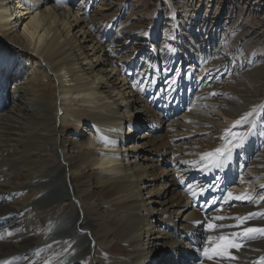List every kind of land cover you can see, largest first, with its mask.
<instances>
[{
	"label": "bare ground",
	"instance_id": "1",
	"mask_svg": "<svg viewBox=\"0 0 264 264\" xmlns=\"http://www.w3.org/2000/svg\"><path fill=\"white\" fill-rule=\"evenodd\" d=\"M232 1L179 0L182 11L178 13L167 1L170 16L163 22L165 32L161 28L160 48L166 52L164 46L173 37L174 43L184 44L171 54L172 62L181 58L182 67H187L196 64L198 56L219 51L208 67L227 64L220 53L222 34L240 57L237 75L232 72L212 89H197L196 80H181L177 102L169 104L168 72L164 65L158 68L159 55L150 41L160 27L159 11L147 26L144 44L137 45V38L117 42L123 40L125 29L120 16L106 9L108 14L101 17V6L92 0L84 1L82 8L75 7L73 0H62L63 6L56 0H0V235L8 230L14 233L0 240V260L30 254L53 240H70L72 249L52 264L61 260L63 264H153L146 256L153 258L159 247L164 250L159 264H198L196 249L207 233L203 224L194 222L203 221L204 212L177 177L182 174L195 186L210 183L212 176L186 165L179 166L181 172L172 158L179 153V159L198 160V154L219 145L226 126L264 104V64L248 70L256 65L252 57L264 60L252 49L264 46V1L244 0L256 12V37L249 33L254 30L250 26L244 36L232 34L236 21L243 19L236 13L240 0ZM123 2L109 0L108 4L123 10ZM176 17L182 21L176 22ZM232 19L234 24H229ZM204 26L220 34L215 36L219 44L204 36ZM127 29L130 33L137 27ZM247 46L253 55L243 61L250 55ZM128 62L143 72L145 91L132 88L139 76L124 67ZM255 70L259 71L255 86L247 85L256 77ZM150 79L156 83H149ZM189 87L193 92L186 91ZM212 90L225 95L196 100ZM189 100L196 106L191 112L182 111ZM137 120L148 127L131 141L126 133L133 130L128 125L135 122L136 127ZM188 120L193 123H185ZM154 132L158 135H151ZM98 136L114 144L106 146ZM260 157H264V137L253 135L228 169L229 179L235 181L230 190L239 193L249 186L239 183V166L245 165L243 178L261 191L264 159ZM218 195L205 194L207 198ZM233 203L237 207L228 214L260 208ZM253 246L264 249L261 242ZM63 247L54 244L42 256L54 255ZM261 254L264 251L248 256Z\"/></svg>",
	"mask_w": 264,
	"mask_h": 264
},
{
	"label": "snow or ice",
	"instance_id": "2",
	"mask_svg": "<svg viewBox=\"0 0 264 264\" xmlns=\"http://www.w3.org/2000/svg\"><path fill=\"white\" fill-rule=\"evenodd\" d=\"M56 3L63 6L62 0H56ZM177 27L179 25L174 26L173 31ZM144 35L147 36L148 33L145 32ZM174 39L175 37L164 46L165 51L172 55H175L178 51V48L174 45ZM217 56H219V51L215 54L198 56L196 64H189L187 67L165 68L166 73H172L166 81L167 89L165 90L166 94H171L169 95V104L177 102V96L182 87L180 85L181 80H196L197 89H212L215 82L231 75L234 69L230 68L228 64L208 67ZM237 59L238 57L233 56L229 59V63H235ZM149 67L151 68L152 65L150 64ZM198 69H202V71L198 72ZM148 82L155 84L156 80L150 79ZM132 88L145 91L142 81L133 80ZM186 90L193 92L190 87ZM224 95V93L212 90L208 92L207 96H197L196 100ZM194 106H196V102L189 100L181 110L191 112ZM221 107H224V105H221ZM212 111L215 112V108ZM185 123H193V121L188 120ZM258 126L259 131L257 130ZM128 127L134 131L135 122L129 124ZM205 127H211V125H205ZM200 135L204 137L207 136V133H200ZM253 135L264 137V104L254 106L250 111L239 115L230 125L226 126L218 137L219 145L211 151L198 154V160L186 161L179 159V153L172 158L173 165L178 169L180 165H186L203 175L212 176L210 183L195 186L186 182L182 174L177 177L181 185H184L186 190L196 198L199 209L204 212V220L194 222L203 224L204 231L207 233L202 245H199L196 249L200 254L198 264H205V262H210V264H264V254L254 258L248 256V253L264 251L260 247L253 246L256 242L264 243V223H253L254 221H264V183L259 184L261 191L257 192L252 187L251 182L243 178L245 165H240L239 183L248 184L249 186L239 193H234L230 188L235 186V181H231L228 177V169L234 158L245 150ZM178 139L187 140L188 138L178 137ZM98 142H102L106 146L114 144V141H108L102 136H98ZM193 147H198V145H193ZM184 154L189 155V153ZM260 158L264 159V157ZM261 167H264V165H261ZM179 170L183 171V169ZM208 192H217L219 195L207 198L205 194ZM200 198L204 199L201 200ZM233 202H239L240 206L251 204L260 206V208L256 211H248L245 214H228L229 209L237 207V204ZM51 230L49 228V231ZM5 235L12 236L14 233L8 230L4 235H0V240L4 239ZM73 243L74 241L70 240H53L52 244H45L30 254L13 256L11 260H0V264H20L21 261L26 262V264H52V261L57 259L58 256L68 253L72 249ZM54 244L57 246L66 245V247H63L62 251L54 255L43 257L42 253L51 250ZM60 264H63L62 260Z\"/></svg>",
	"mask_w": 264,
	"mask_h": 264
},
{
	"label": "rangeland",
	"instance_id": "3",
	"mask_svg": "<svg viewBox=\"0 0 264 264\" xmlns=\"http://www.w3.org/2000/svg\"><path fill=\"white\" fill-rule=\"evenodd\" d=\"M66 1H69L70 2V0H66ZM84 1H86V0H73V4L76 5L75 7H77V8H82L81 7L82 5L84 7V4H82ZM92 1L94 2V4H96L98 2L97 0H92ZM123 1H124L123 2V4H124L123 10L118 9L117 4H114L116 8L115 7H112L111 5H109L108 4L109 3V0H99V2H98L99 5L101 6V9H100L101 10V12H100L101 17H103L105 15V13H106V15L108 14V12L106 11V9H111V12L112 13H114L115 15L120 16V19H121L120 25H122L125 29H124V31L122 30L123 36L121 38L123 40H118L117 42H124L128 38H130V40L132 41L135 38H137V41H136L137 42L136 43L137 45L144 44L145 39H147V36L144 35V33L146 32L147 26L153 24L152 22L155 19L154 17H155V15H157V12L159 11L160 13L158 15V19L160 21V27L157 28L156 35L153 38L154 40L152 38H151L152 40H150L151 41V44H154L155 45L156 51L158 52V55H159L158 56L159 57V60H158V64H157L158 65V68L159 69H162L163 65L166 68H173V69L175 67H177V66H182L183 60L181 58H176L172 62V56H171V54L168 53V52H164L160 48V44L163 41L162 40V36H161V28H162V31L165 32L166 24L165 23L163 24V22H164L165 19H167L170 16L168 14V8H167L168 7V4H167V1L168 0H123ZM236 1L237 0H233L232 2L233 3H236ZM249 1H251V0H249ZM112 2H113V0H112ZM169 2H171L173 4L172 5L173 6V9L176 8L175 10H173V13H178L179 11H182L180 9L179 0H169ZM238 6H240V7H238ZM102 10H104V11H102ZM239 11H241V12H239ZM236 13L242 15L243 19L240 20V21L238 19L235 24L233 23V21H234L233 19H232V22L231 21H228L229 24H234L235 25V27L232 30V34H236L238 32H243V36H244L248 32V30L251 29V28L255 30V31L254 30L253 31H249V33L251 35H253L254 33L256 34L258 32V29H257L258 24H257V20H255L256 12H255V9L251 6V4H245L244 3V0H240L238 2V4H237V12ZM175 21L178 22V23L181 22L182 21L181 20V17H176L175 18ZM132 25H136L137 29H132V31H130V33H129V30L127 29V27L128 26H132ZM161 25H162V27H161ZM247 26H250V28L248 29ZM19 29H22V28H19ZM202 30L204 31V36L205 37H208L211 40H214V42H217V44L220 43L219 40L215 39V36L218 37L220 35L218 32L213 33L212 30L208 29L210 31L209 32L208 30H206V26H204L202 28ZM249 33L247 34V36L245 37V39H248ZM107 35H109L110 37H112L111 34H107ZM243 36H241V37H243ZM220 37H221V39L223 41V44H219L222 47L221 50H220L221 56L227 60L228 66L230 68L232 67V69H234L233 73L235 75H237V65L239 63L238 59L236 60L237 62H235V63H229V59L231 57H233V56L237 57L235 55V53L232 51V49H231V45H233L232 44V41L229 42V38L226 37L224 34H222V36L220 35ZM255 37H256V35H255ZM259 38L262 39L261 37H259ZM174 44H175V46L178 49L179 48L180 49L184 48V44L183 43H179L177 41ZM258 46H254L253 48L250 47V46H247L246 47V51L250 55H247L246 54L245 57L247 58V60L242 57L243 61H248V59H250L251 56L253 55V54L249 53V51L247 50L248 47H249V49L252 48L255 51L257 50L255 54H257V55L263 54L264 55V46H262V45L259 46V47ZM146 49H148V46H146V48H142L141 50L144 51ZM159 49H160V51H158ZM145 53H147V52H145ZM238 58H240V57H238ZM253 58L254 57H252V65H255V64L256 65L255 66H252V67H249L248 70H252L253 68L259 67L258 65L261 66V64H264V60L261 61V62H259V60L253 59ZM98 61L100 63V59ZM234 65H236V66H234ZM124 67L129 68V70L131 71V73L134 76H137V77L139 76V78H138L137 81H142V86L145 88V85H146V81L147 80L145 79V77L143 75V72H141L138 69H136L133 62L132 63L131 62L126 63L124 65ZM250 68H252V69H250ZM255 71L253 73H256V77L255 78H250L252 80L250 82H247L248 83L247 85H249V84L250 85H253L254 84L253 86H255V83L254 82H255V80L256 81L258 80V77L257 76H259V74H258L259 71H256V72ZM239 74L242 75V73H240V70H239ZM171 75H172V73L171 72H168V78ZM130 78H134V77L131 75ZM252 82H253V84H251ZM7 87H8V85H7ZM10 88H11V86L9 85V87L6 89V91L9 92L11 90ZM261 95H258V96H261ZM137 121L138 122L136 123V127H135L134 132L132 131V133H130V132H127V130H126L127 133L125 132L126 134L129 133V135H130L129 136L130 137L129 139L131 141H134L135 140V137L138 136L139 134L141 135L144 132V130L148 127L146 124L140 122L139 120H137ZM151 135L157 136L158 135V132H154ZM136 141H139L138 138H136ZM139 149H141V148L139 147ZM156 191L158 193L159 189H156ZM151 210H154V207H151ZM160 252H164V250L161 247H159L155 252H153V258H150V257L148 258V255H147L146 256V259L147 260L152 259L153 264H159V260H158L159 257L158 256H159V253Z\"/></svg>",
	"mask_w": 264,
	"mask_h": 264
}]
</instances>
